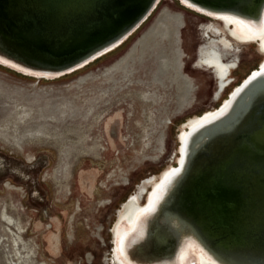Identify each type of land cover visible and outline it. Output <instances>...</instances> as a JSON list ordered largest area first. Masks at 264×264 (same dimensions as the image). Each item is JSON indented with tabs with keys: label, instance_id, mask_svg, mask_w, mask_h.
<instances>
[{
	"label": "rangeland",
	"instance_id": "obj_1",
	"mask_svg": "<svg viewBox=\"0 0 264 264\" xmlns=\"http://www.w3.org/2000/svg\"><path fill=\"white\" fill-rule=\"evenodd\" d=\"M211 20L177 0H161L121 46L71 74L37 78L0 65V264H112V227L123 202L138 194L145 180L175 165L183 123L218 108L263 58L255 43L233 41L225 48L222 35L211 32L221 21ZM157 48L162 55H155ZM202 49L220 50L222 61L231 65L229 87L220 90L211 76L214 68L201 61ZM132 57H143L134 71L140 81L105 104L98 86ZM160 58L169 63V82L179 90L172 88L165 102L161 89L163 99L154 107L147 101L142 111L133 93L153 91V74L147 72H156ZM95 86V94H85L101 101L97 120L83 94L75 96L78 89ZM150 124L151 143L142 152L141 135ZM99 141L108 144L106 151L93 144Z\"/></svg>",
	"mask_w": 264,
	"mask_h": 264
},
{
	"label": "water",
	"instance_id": "obj_2",
	"mask_svg": "<svg viewBox=\"0 0 264 264\" xmlns=\"http://www.w3.org/2000/svg\"><path fill=\"white\" fill-rule=\"evenodd\" d=\"M160 1L0 0V57L55 76L0 65L37 78L71 74L121 46ZM177 1L211 19L231 17L251 29L264 23V0H184L193 8ZM262 57L218 108L197 119L229 106L225 113L192 128L193 118L183 123L186 136L177 135L164 196L136 248L145 262L174 260L183 240L192 238L218 264H264Z\"/></svg>",
	"mask_w": 264,
	"mask_h": 264
},
{
	"label": "bare ground",
	"instance_id": "obj_3",
	"mask_svg": "<svg viewBox=\"0 0 264 264\" xmlns=\"http://www.w3.org/2000/svg\"><path fill=\"white\" fill-rule=\"evenodd\" d=\"M181 2L183 4H185V5H188V6L193 8V6L190 5L186 1L181 0ZM178 3L181 6H183L180 2H178ZM183 7L184 8H188V7H185V6H183ZM188 9H190V8H188ZM220 19H221V21L223 23L221 28H220V30H221L220 33H222L225 37L227 36V39H228V41H226L224 36L222 38H220L222 44L225 45V48H226V46H231L229 41H236L238 43H245V45H246V44H252V42L257 40L258 41L257 50L259 51V53L261 52L262 55H264V23H262L261 26H257L256 29H254V28L251 29V28H247L246 25H244L240 21H238L236 19H233L231 17L223 16ZM230 24H232L231 28L229 27ZM211 32H214V31H211ZM156 50H157V53H155V55H158V54L162 55V50H160V48H157ZM222 51H224V50L222 49ZM219 52H220V50H218V49L212 50V51L203 50L202 56H201V61L206 66H208V67L211 66L212 68H214V72H211V76L214 77V78L215 77L219 78V80L222 83V86H224L228 82L227 76H229V74H230L231 65L222 61L221 54ZM229 54L230 53L228 52V53H226L225 56L227 57ZM142 58L143 57H132L130 60L125 62L123 65H121L117 69V71H116V73L114 75L109 76V78L107 80H105L103 83H101L98 86L99 88H101V90L103 91L104 95H106V99L103 100L102 102H104L105 104H110L111 105V102L113 101V100H111L112 96H114V97L118 96V94L120 92L122 93L124 90L127 89L128 85L134 84V83H137L138 81H140V80H136V78H134V74H135L134 71L137 68H139L140 65L142 64ZM137 59H140L139 62H137L138 61ZM155 59H159V58H155ZM0 62L8 64V65H11L12 67H14L16 69H20V70H22L25 73H30V74L35 75L37 77H40V76H46V77L55 76V75H48V74L33 73L31 71H28V70H25V69L21 68L18 65H15V64H13L11 62H8L7 60H4L1 57H0ZM158 62L159 63L157 64L158 67H157L156 72H154V73H151L150 71L147 72V73H150L151 75L153 74L152 81H151V86L153 88V91L151 90L152 92H150L148 94H143V93H141L139 91H136V92L133 93V96L141 104L142 111L146 109L145 106H148V104H146L147 101H149L151 103L150 104L151 107H154V104L158 102V99H163V97L161 96V91H160L161 89L164 90V93H165V98H164L165 102L167 101L166 100V96H168V97L171 96V91L170 90L172 88L176 89V91L179 90V86L178 85H174L173 86V84H171L172 81L169 82L168 75L171 73L172 70L169 69V66H168L169 63L167 62V60L160 58V60ZM262 69L264 70V63L262 65ZM116 75H118V77H117L118 79L115 78ZM162 76H164V80L163 81H162ZM172 80H173V77H172ZM104 84H106V87H103ZM94 88L96 89L97 87L96 86L95 87H90V88H88L86 90L78 89L79 92L76 93L75 96L80 97V95L83 94L84 99H85V103L89 104L88 107H89V110L91 111V115L90 116H92V118L94 120H97V118L101 115V112L100 111H96V107L98 106V104L101 101L96 96L88 97L85 94V92L88 91V90L90 92L92 91V93L95 94ZM17 89H19V88H17ZM10 90H11V88H10ZM13 93H15V92L13 91ZM176 95L178 97V93H176ZM169 104L170 103L166 104L167 107H165V109L168 108ZM72 106L73 105H71V107ZM75 107H76V109H79L77 105H75ZM228 107L229 106H225V108L223 110H221L220 112H216L214 114H207L203 119H197V116H195V117H193L192 120L189 121L188 127L192 128L193 126H195L198 123H201V122L202 123H206L208 121H211L213 118L221 115L222 113H225L227 111ZM24 108H25V106H24ZM27 108H29V107H27ZM63 108H64V110L67 109L65 107H63ZM73 108H74V106H73ZM48 110H50V108H48ZM31 111H30V113H31ZM157 111H158L159 117H160V121H159V128H160L163 125L162 112L159 111V110H157ZM50 112H52V111H49V113ZM62 112H64V111H62ZM70 112H71V110H70ZM74 112H75V108H74ZM26 113L28 114V112H26ZM71 114H72V112H71ZM59 115H60V113H59ZM52 116H51V118H52ZM87 116H89V115H86V117ZM49 118H50V116H49ZM52 119H54V117ZM152 127H153V124H150L147 128L145 127L144 130H143V133L141 135L142 152L143 151L147 152V148L149 147V144L151 143V139L149 138V136L152 135V132L150 131V128H152ZM42 128H40V130ZM155 128L157 129L158 127L156 126ZM103 129H105V128H103ZM148 129H149V131H148ZM28 131H31V130H28ZM46 133H47V129H46ZM46 133H45V135H46ZM179 133H180L179 134V140L183 141L184 137L186 136V128H185L184 125L181 127ZM41 136H42V134L40 135V137ZM84 137H85V135H84ZM85 138H88V135ZM85 141H87V139ZM92 142H94V141L92 140ZM77 143H78V141H77ZM77 143H76V145L78 146ZM66 144L68 145V143H66ZM73 144H75V142ZM93 144L98 145V147H100V150L102 149L103 151H106L105 150V145H107V147H108L107 143L104 144L101 141L93 143ZM89 145H90V143H89ZM96 145H94V146L97 147ZM61 146H62V144H61ZM58 147L60 148V145ZM70 147L73 149L72 143H71ZM75 147L76 146H74V148ZM87 148L89 150L88 146H87ZM69 150H70V148H69ZM62 151L67 152L65 150H62ZM107 151H109V148L107 149ZM67 155H69V154H67ZM67 155H65V157ZM176 156H178V154H176ZM63 160H65V159H63ZM171 167H173V166H169L168 168L163 170L162 171L163 173H161V175L159 174L156 177H151V178L145 180L142 183V186L139 189L138 194H136L134 196H130L128 198V200L125 203L122 204V208L119 210L118 218L116 219V221H115V223H114V225L112 227V241H113V245H114L113 246V255H112L113 264H218L216 261L212 260V258L210 256H208V254L206 252H204L192 238H186V239L183 240V242L181 244V247H180L181 249L179 250V252L176 255L175 259L171 260V261H163L161 263H147L143 259L139 258L136 255L137 246L139 245V243L144 241L145 235L147 233H149L148 222H149L150 218L153 216V213L156 211V209L158 207V204L160 203V201L162 200V198L164 196L163 195L164 194V190L166 189V186L164 187V185H165L164 182L166 181V177L172 171ZM64 169L67 172V165L66 164H65ZM69 170H70V168H69ZM52 172H54V171H52ZM63 172H64V170H63ZM66 172L64 173V175H67ZM60 173H61V171H60ZM61 175H62V173H61ZM64 175H62V176H64ZM67 177H68V175H67ZM55 180H56V177H55ZM114 181H115V179H114ZM146 185H149V187L147 188ZM8 187H9V185H8ZM149 191H151V192H149ZM143 194H146V196H145L146 200L144 201V203L147 202V205L145 207H143L144 203H141L139 201V198H142Z\"/></svg>",
	"mask_w": 264,
	"mask_h": 264
},
{
	"label": "flooded vegetation",
	"instance_id": "obj_4",
	"mask_svg": "<svg viewBox=\"0 0 264 264\" xmlns=\"http://www.w3.org/2000/svg\"><path fill=\"white\" fill-rule=\"evenodd\" d=\"M197 14H198V13H197ZM198 15L201 16L202 18L207 19V21H209V23L212 22V20H211L210 18H208V17H206V16H203V15H201V14H198ZM209 23H208V25H210ZM222 24H223V23H221V25H220L219 28L215 29V31L212 32L214 35H217V34H218V35H222V37L224 36L222 33H220V31H221L220 28H221ZM202 25H203V23H202ZM205 25H206V24H205ZM205 25H204V26H205ZM224 38H225L226 41H228L227 36H226V37L224 36ZM229 42H230V44L232 43V45H233V41H229ZM218 80H219V78H218ZM230 80H231V83H232V82H233V79H232L231 77H230ZM231 83H230L229 85L226 84V85H227V86L225 85L226 88L229 87V86L231 85ZM219 88H220V90L223 89V86H222V83H221L220 80H219ZM216 100H217V99H216ZM218 100H219V98H218ZM127 200H128V199H126L125 202H126ZM125 202H123V203H125ZM113 246H114V245L111 244V247H112V248H113ZM112 264H113V261H112Z\"/></svg>",
	"mask_w": 264,
	"mask_h": 264
}]
</instances>
